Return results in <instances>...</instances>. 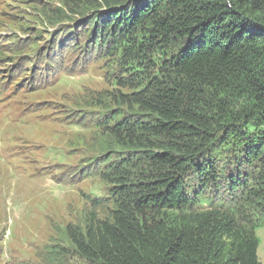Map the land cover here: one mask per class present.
Returning a JSON list of instances; mask_svg holds the SVG:
<instances>
[{"label":"trees","instance_id":"16d2710c","mask_svg":"<svg viewBox=\"0 0 264 264\" xmlns=\"http://www.w3.org/2000/svg\"><path fill=\"white\" fill-rule=\"evenodd\" d=\"M92 3L112 13L111 22L99 26V50L107 38L116 47L123 41L129 44L123 53L129 61L145 59L150 47L174 43L176 49L142 89L134 76L119 83L139 88L122 98L148 119L112 126L109 133L116 139L127 133L132 139L126 144L138 145L149 170L143 181L132 184L129 170L138 159L134 153L108 166L102 177L115 185L111 220L92 218L85 233L69 230L72 244L90 264H261L257 220L245 219L239 209L195 205L207 186L216 189L220 183L207 154L213 142L205 113L210 99L218 103L223 120L232 118L221 127L225 136L241 142L226 177L227 189L232 200L238 192L264 218V0ZM122 5L124 9L115 11ZM118 24L117 37L105 34ZM145 27L147 41L137 43L132 31ZM234 80L242 86L230 102H222ZM228 109L237 116H230ZM226 141L224 137L222 143ZM245 168L255 172L246 173ZM188 176L198 182L193 193Z\"/></svg>","mask_w":264,"mask_h":264},{"label":"rangeland","instance_id":"374dc122","mask_svg":"<svg viewBox=\"0 0 264 264\" xmlns=\"http://www.w3.org/2000/svg\"><path fill=\"white\" fill-rule=\"evenodd\" d=\"M110 12L92 0H0V264H90L68 234L85 233L92 218L111 220L115 185L102 177L106 168L134 153L129 182L143 181L149 170L138 145L126 144L132 138L124 133L116 139L109 128L148 119L122 98L139 88L119 83L134 76L142 89L176 46L150 47L145 59L134 61L123 57L125 41L116 47L107 38L99 50L98 29L111 22ZM119 25L105 34L117 37ZM147 30L136 28L132 39L146 42ZM241 86L234 80L222 102ZM207 100L213 141L207 154L220 183L207 186L195 208L239 209L245 219L257 220V258L264 264V218L238 192L232 200L227 189L241 142L225 136L221 127L232 118L223 120L218 103ZM227 113L237 116L233 109ZM187 178L190 193L199 189Z\"/></svg>","mask_w":264,"mask_h":264}]
</instances>
